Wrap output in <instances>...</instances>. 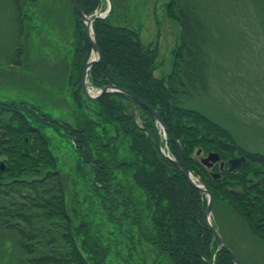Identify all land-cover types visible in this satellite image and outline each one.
<instances>
[{
  "label": "trees",
  "instance_id": "trees-1",
  "mask_svg": "<svg viewBox=\"0 0 264 264\" xmlns=\"http://www.w3.org/2000/svg\"><path fill=\"white\" fill-rule=\"evenodd\" d=\"M40 1L11 0L19 35L25 34L23 19L28 17V6L38 10ZM77 1L88 15L104 6V0ZM166 8L169 19L175 20L180 30L169 71L153 74L160 54L149 49L130 21L124 25L117 19L119 13L113 7L106 18L93 24L103 57L91 66L89 82L97 89L110 85L124 88L157 110L167 127L170 153L180 160L179 145L188 169L200 176L215 199L221 198L245 221L250 235L262 240L264 155L244 150L228 129L202 112L183 106V95L209 88L212 24H205V8L189 0H170ZM73 11L77 29L71 62L77 78H71V82L68 75L66 85L72 86L73 91H69L78 110L68 111L72 121L53 117L33 104L0 101V128L9 138H0V156L4 157V168L0 169V264H107V247L90 234L86 222L77 221L68 207L65 174L39 124L61 130L71 138L78 156L92 171L97 194L113 223L137 227L138 238L154 249L161 264H235L205 224L206 197L163 154L165 143L152 114L123 93L110 92L96 100L85 97L81 76L92 47L78 13ZM155 23L160 37V21L155 18ZM218 35L223 37V32ZM65 55L62 49L54 54L58 57L55 60L68 59ZM13 58L17 65L30 66L29 61L24 62L26 51L21 45ZM53 87L58 100V88ZM84 100L89 102L92 115L82 112ZM128 104L143 113L142 127L127 110ZM68 107L72 109L69 101ZM11 145L15 150L8 148ZM198 151L218 152L224 162L245 155L246 162L214 179L212 173L219 171V166L207 169L195 155ZM238 188L240 191L232 190ZM5 234L12 235L11 249L3 239ZM131 250L133 253L134 246Z\"/></svg>",
  "mask_w": 264,
  "mask_h": 264
},
{
  "label": "rangeland",
  "instance_id": "rangeland-1",
  "mask_svg": "<svg viewBox=\"0 0 264 264\" xmlns=\"http://www.w3.org/2000/svg\"><path fill=\"white\" fill-rule=\"evenodd\" d=\"M110 1L114 3L116 13H119L116 18L123 21L124 25L130 21L140 34H143V41L149 45V49H156L159 43L160 62L155 63L153 74L160 76L169 71L173 66L180 33L177 22L169 19L167 14L166 6L170 0ZM189 1L205 8V24L211 22L210 33L214 37L208 47V93L204 88H200L183 95V106L202 112L228 129L234 140L245 150L264 154V2ZM40 3L38 10L32 5L27 8L28 17L25 15L23 19L27 36L25 39V36L18 34L13 3L11 0H0V100L33 104L53 117L64 116V119L69 118L72 121L68 111L78 110L72 92L70 94L69 91L72 86L68 88L66 85L68 75L70 79L77 78L71 62L76 40L77 16L70 0H41ZM108 6V1L104 0L101 12H105ZM255 7L258 8L257 12ZM156 12L161 24L160 37H157L153 19ZM259 16L263 19L262 22L258 20ZM220 32H223L221 38L218 35ZM24 39L23 48L27 52L24 62L31 60V63L28 62L30 66L11 68L9 63L16 53L14 50L18 49V45H23ZM52 44L54 45L51 49ZM62 49L68 59L63 58L57 62L55 58L58 57L54 54H60ZM224 56L233 65L228 70L230 76L225 73L222 61ZM3 72L7 74L3 75ZM53 86L58 88V100L57 94L54 98ZM90 90L92 94L98 92L93 88ZM46 101L54 105L43 103ZM68 101L71 102L72 109L68 107ZM84 106L82 112L92 115L88 109L89 102L85 101ZM127 110L135 115L136 121L142 126L141 110L134 104H128ZM39 126L44 128L53 154L65 174L68 207L76 214L77 221L86 222L90 234L95 236L103 247H107V264H137V261L141 264H153L158 261L157 263L161 264V257H156L154 249L138 238L137 227L126 222L122 226L113 223L112 215L106 211L97 194L91 179L92 171L78 156L71 138L56 128L45 124ZM226 204L221 198L215 199L211 214L214 228L219 230L239 263L264 264V239L253 235L255 240L247 232L245 221ZM3 239L11 249L12 235L5 234ZM133 246L134 251L131 253ZM13 251L11 250V254H14Z\"/></svg>",
  "mask_w": 264,
  "mask_h": 264
},
{
  "label": "water",
  "instance_id": "water-1",
  "mask_svg": "<svg viewBox=\"0 0 264 264\" xmlns=\"http://www.w3.org/2000/svg\"><path fill=\"white\" fill-rule=\"evenodd\" d=\"M72 1V4L75 8L76 11H78L81 21L85 23V33L87 34V38L89 41V44L92 46V56L93 58L90 59L87 63H86V68L82 74V90H84V93L86 95L87 98L89 99H97L100 96L110 93V92H122L123 94L127 95L128 97L135 99L137 102H139L143 107H146L154 116L155 120H157L161 126L165 129V126L163 124V121L160 119L158 113L152 109L145 101H143L142 99H140L138 96H136L133 93H130L129 91H127L126 89L123 88H118L116 86L110 85L104 88H101L99 90V93L97 95H92L91 94V90H89V87L87 86V74L89 69L91 68V66L95 63H97L98 61H100L102 59V55H101V51H100V47L99 44H97V39L94 35V33L92 32V23L96 18H99V16H88L85 15V13H83V11L80 9L77 0H70ZM219 160V155L214 153V154H210L207 158H203L202 163H205L209 166H212V164ZM244 158H236L233 160H230V164H231V169H234L237 167V165L239 163H241V161H243ZM183 166H182V172L183 174L187 177L188 182L191 186H195L197 189H199L201 192L206 193L207 197H209V201L207 204V210L205 212V216H204V220L206 225L208 226V228L210 230H212L214 237L217 241H219V243L221 244L222 247L227 248L225 245V242L223 241L222 237L220 236V234L218 233V231H216L209 219V216L211 214L212 211V203H213V197H212V192L207 188V186L203 185L199 180L194 179L193 175H191V173L189 172V170L187 169L186 165L182 162ZM178 166H181V164L177 163ZM228 252H231L230 250H228ZM233 260L235 261L236 264H240L235 256L232 254Z\"/></svg>",
  "mask_w": 264,
  "mask_h": 264
}]
</instances>
